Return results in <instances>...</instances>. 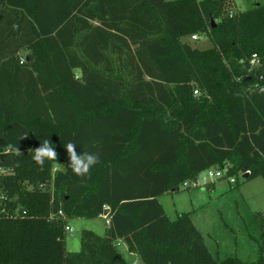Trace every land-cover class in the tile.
I'll return each instance as SVG.
<instances>
[{
	"label": "trees",
	"instance_id": "1",
	"mask_svg": "<svg viewBox=\"0 0 264 264\" xmlns=\"http://www.w3.org/2000/svg\"><path fill=\"white\" fill-rule=\"evenodd\" d=\"M234 5L0 0V264H130L120 243L137 264H264V246L214 255L191 212L159 200L209 168L264 179V1ZM46 138L58 156L40 165ZM68 141L99 154L87 177ZM104 215L69 251L70 220Z\"/></svg>",
	"mask_w": 264,
	"mask_h": 264
},
{
	"label": "rangeland",
	"instance_id": "2",
	"mask_svg": "<svg viewBox=\"0 0 264 264\" xmlns=\"http://www.w3.org/2000/svg\"><path fill=\"white\" fill-rule=\"evenodd\" d=\"M234 1L233 9L237 11L264 0ZM198 36L197 40L189 38V42L201 49L212 46L209 36ZM58 168L64 166L57 165L55 169ZM243 175L240 174L236 183L219 181L202 172L197 186L191 184L192 188L167 192L159 200L172 219L179 213L191 212L193 223L203 233L214 255L221 259L237 256L244 261H257L264 246V179L247 180ZM69 224L72 230L67 231V248L74 252L81 248L82 230L87 228L103 234L107 218H73ZM119 247L130 264L141 263V258L134 253L130 255L123 243Z\"/></svg>",
	"mask_w": 264,
	"mask_h": 264
},
{
	"label": "clouds",
	"instance_id": "3",
	"mask_svg": "<svg viewBox=\"0 0 264 264\" xmlns=\"http://www.w3.org/2000/svg\"><path fill=\"white\" fill-rule=\"evenodd\" d=\"M65 148L69 157L68 166L79 177H87L93 166L99 163V154L83 151L77 153L76 144L68 141ZM58 153L49 139H44L38 147L33 149L32 159L35 163L43 165L45 161L57 160Z\"/></svg>",
	"mask_w": 264,
	"mask_h": 264
},
{
	"label": "built area",
	"instance_id": "4",
	"mask_svg": "<svg viewBox=\"0 0 264 264\" xmlns=\"http://www.w3.org/2000/svg\"><path fill=\"white\" fill-rule=\"evenodd\" d=\"M192 39L197 40V39H199V36H198V35H193V36H192ZM257 58H258L257 55L254 54V55L252 56L251 63H256V62H257ZM194 93H195V94H198L199 92H198V90L196 89V90L194 91ZM0 171H1V168H0ZM226 171H227V166H226L223 170L215 169V168H209V169H207L205 172H207L208 176H210V177L213 176V177H215V178H219V177L224 176ZM197 181H198V180H197ZM197 181H195V182H193V183H190V184H192L193 186H197V185H198ZM228 181H230V182H234L235 179H234V178H230ZM184 185H185V186H188V185H189V182H186ZM103 217H104L105 219L107 218V221L109 220V217H108L107 215H104ZM66 230H67V231H68V230H72V228H71L70 226H67V227H66ZM135 264H137V263H135Z\"/></svg>",
	"mask_w": 264,
	"mask_h": 264
},
{
	"label": "water",
	"instance_id": "5",
	"mask_svg": "<svg viewBox=\"0 0 264 264\" xmlns=\"http://www.w3.org/2000/svg\"><path fill=\"white\" fill-rule=\"evenodd\" d=\"M249 175V172H246L245 174H244V177H247Z\"/></svg>",
	"mask_w": 264,
	"mask_h": 264
},
{
	"label": "crops",
	"instance_id": "6",
	"mask_svg": "<svg viewBox=\"0 0 264 264\" xmlns=\"http://www.w3.org/2000/svg\"><path fill=\"white\" fill-rule=\"evenodd\" d=\"M133 254V253H130V255Z\"/></svg>",
	"mask_w": 264,
	"mask_h": 264
}]
</instances>
